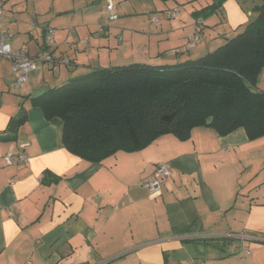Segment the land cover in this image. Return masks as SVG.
<instances>
[{
	"label": "crops",
	"instance_id": "obj_1",
	"mask_svg": "<svg viewBox=\"0 0 264 264\" xmlns=\"http://www.w3.org/2000/svg\"><path fill=\"white\" fill-rule=\"evenodd\" d=\"M8 1L0 30H10L14 50L52 53L59 62L49 67L58 69L54 83L108 67L100 49L121 46L105 37L92 42L68 28L29 27L5 13ZM162 2L153 0L154 10L131 6L121 25L140 46V59L153 65L215 50L257 18L255 7L264 0H225L220 10L199 18L194 13L211 0ZM11 4L13 12L17 3ZM174 8L180 14L172 19L143 14ZM48 29L57 43L50 50L40 43ZM196 33L201 45L187 49ZM78 45L92 51L77 55ZM39 64L16 89L11 62L0 56V264H264V136L250 140L244 128L221 136L210 125L198 126L187 140L165 134L139 151L91 162L63 146L62 119H47L26 97L53 87ZM259 83L264 88V74ZM22 104L26 122L10 139V122ZM23 142L29 143V162L6 165L4 154ZM161 162H170L172 172L153 198L143 182ZM229 237L231 242L211 240ZM242 246L251 254L240 253Z\"/></svg>",
	"mask_w": 264,
	"mask_h": 264
},
{
	"label": "trees",
	"instance_id": "obj_2",
	"mask_svg": "<svg viewBox=\"0 0 264 264\" xmlns=\"http://www.w3.org/2000/svg\"><path fill=\"white\" fill-rule=\"evenodd\" d=\"M224 2L211 0L194 14L210 16ZM255 11L257 18L244 30L198 58L94 68L38 97H26L47 119L61 118L63 146L91 162L139 151L165 134L187 140L198 126L210 125L221 136L244 128L250 140L263 137L264 3ZM209 118L213 121L207 124ZM26 119L22 104L10 122V139L17 138Z\"/></svg>",
	"mask_w": 264,
	"mask_h": 264
},
{
	"label": "rangeland",
	"instance_id": "obj_3",
	"mask_svg": "<svg viewBox=\"0 0 264 264\" xmlns=\"http://www.w3.org/2000/svg\"><path fill=\"white\" fill-rule=\"evenodd\" d=\"M17 4L14 6V11L11 10V2L8 1L7 10L5 13H12V17L21 18L23 22L31 23L29 27L34 28L33 23H35V29L37 26L47 25L61 30V28H68V31L76 32L77 34L80 33L81 36L87 35V37L91 38V41L94 42L98 37H105L109 38L112 43L117 42L120 44V47L113 48L111 46L110 50L100 49L99 58L101 59L103 66H117V65H128L131 63H145L138 53L141 52L140 46L137 45L134 41H130L128 38V31L129 29L124 30L121 27L124 24V17L127 16L126 12L127 9H132L131 6H148L149 8L154 10L155 5L153 4V0H131V2H124L123 0H114L116 5L115 12L118 14V18L116 20L109 19V13L107 11V3L108 0H14ZM158 1V0H155ZM163 1L162 3H164ZM146 5H144V4ZM148 11H144V16L148 18L156 17L164 18V19H172L167 15L166 9L160 12L151 13ZM175 9V8H174ZM177 9V8H176ZM173 10V9H172ZM143 16V15H142ZM158 19V20H159ZM157 21V20H155ZM5 22V18H4ZM92 22L95 24L94 26H87ZM39 23V24H38ZM9 24V22L7 23ZM25 24V23H24ZM23 24V25H24ZM244 30V29H243ZM124 32V34H123ZM75 33V35H76ZM123 35V39L120 38ZM74 36V34H73ZM21 37V36H20ZM28 38V37H27ZM27 38H25L27 40ZM40 43H45L49 46V50L57 45L55 42L54 45H49L47 43V39L40 37ZM73 41V39H72ZM35 42V41H34ZM72 43L71 41H69ZM201 41L197 44L201 45ZM78 44V43H77ZM188 44V43H187ZM223 44V43H222ZM67 46V45H66ZM187 46V45H186ZM196 46V47H197ZM69 47V45H68ZM195 48V47H194ZM194 48H189L194 49ZM76 49V48H75ZM92 48L87 46L78 45V49H76V54H82L85 56V53L91 52ZM99 49V48H98ZM32 51V50H31ZM37 51V50H36ZM75 51V50H74ZM33 52V51H32ZM187 53V52H185ZM35 56V55H31ZM39 63V62H37ZM45 65V70L47 69V73L49 74V79L51 80L48 86H59L64 82L54 83V77L58 76V69L53 71V68L59 63H47V62H40ZM50 67V68H49ZM35 73H31L29 78L34 76ZM56 75V76H54ZM23 92V91H19Z\"/></svg>",
	"mask_w": 264,
	"mask_h": 264
},
{
	"label": "built area",
	"instance_id": "obj_4",
	"mask_svg": "<svg viewBox=\"0 0 264 264\" xmlns=\"http://www.w3.org/2000/svg\"><path fill=\"white\" fill-rule=\"evenodd\" d=\"M4 0H0V22L4 17ZM115 3L113 0H108L107 11L109 13L110 20H116L119 16L115 12ZM180 14L179 9L167 10V15L170 18H175ZM159 17H156L155 20H158ZM11 32L9 29L0 30V56L5 57L11 62L12 73L14 75V87L16 89L22 88L29 80V73L36 69L37 62H47V63H59L52 53L42 52L36 56H31L27 53V49L23 48L20 50H14L11 43ZM46 39L49 45H54L55 37L54 30L48 29L46 32ZM201 35L196 33L188 41L187 49L194 48L201 41ZM29 146V143L23 142L19 144L18 149H11L6 152L3 156L4 163L8 166L11 165H26L29 160V154L26 149ZM171 164L170 162H161L158 163L155 167L153 174L145 179L143 186L147 188L149 194L153 198H157L162 193V184L170 176ZM2 207L0 206V211ZM232 250L235 251L236 247H232ZM240 253L247 255L251 254L249 249H246L244 246L240 247ZM27 264H33L28 262Z\"/></svg>",
	"mask_w": 264,
	"mask_h": 264
},
{
	"label": "water",
	"instance_id": "obj_5",
	"mask_svg": "<svg viewBox=\"0 0 264 264\" xmlns=\"http://www.w3.org/2000/svg\"><path fill=\"white\" fill-rule=\"evenodd\" d=\"M45 92H46L45 89L35 90V91H33L32 96L33 97H38V96L44 94ZM171 117H172V115H169V116H166L165 118L166 119H170ZM212 121H213V118H209L208 121H207V124H210Z\"/></svg>",
	"mask_w": 264,
	"mask_h": 264
}]
</instances>
